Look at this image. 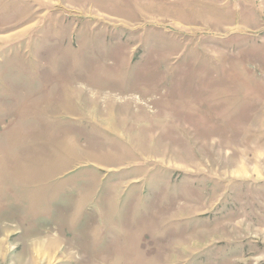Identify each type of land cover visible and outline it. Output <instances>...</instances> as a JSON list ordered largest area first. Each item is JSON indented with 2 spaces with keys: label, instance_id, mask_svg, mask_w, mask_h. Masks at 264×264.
I'll use <instances>...</instances> for the list:
<instances>
[{
  "label": "rangeland",
  "instance_id": "1",
  "mask_svg": "<svg viewBox=\"0 0 264 264\" xmlns=\"http://www.w3.org/2000/svg\"><path fill=\"white\" fill-rule=\"evenodd\" d=\"M0 264H264V0H0Z\"/></svg>",
  "mask_w": 264,
  "mask_h": 264
}]
</instances>
